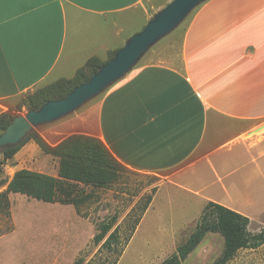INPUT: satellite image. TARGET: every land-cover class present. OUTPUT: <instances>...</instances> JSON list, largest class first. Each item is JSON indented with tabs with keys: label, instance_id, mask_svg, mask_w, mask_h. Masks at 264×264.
I'll use <instances>...</instances> for the list:
<instances>
[{
	"label": "crops",
	"instance_id": "obj_1",
	"mask_svg": "<svg viewBox=\"0 0 264 264\" xmlns=\"http://www.w3.org/2000/svg\"><path fill=\"white\" fill-rule=\"evenodd\" d=\"M170 1L0 0V114L87 60L106 61ZM153 49L89 106L34 131L53 148L97 138L127 170L180 186L200 174L202 192H220L209 202L263 229L264 0H207Z\"/></svg>",
	"mask_w": 264,
	"mask_h": 264
},
{
	"label": "rangeland",
	"instance_id": "obj_2",
	"mask_svg": "<svg viewBox=\"0 0 264 264\" xmlns=\"http://www.w3.org/2000/svg\"><path fill=\"white\" fill-rule=\"evenodd\" d=\"M197 8L175 30H180ZM27 95L8 102L4 112L25 116L29 111ZM29 144L35 147L23 146L8 161L0 155V264H74L78 260L82 264H162L194 231L207 203L219 200L217 185L211 186L208 194L202 192L200 174L185 176L186 185L191 186L185 187L168 180L169 173L156 176L129 170L109 187L65 185L63 195L77 204L44 203L8 192L1 196L21 169L53 174L51 169L57 165L52 155L42 152L34 142ZM202 177L210 181L211 174ZM112 217H116L112 229L96 244L99 226ZM115 228L118 240L108 250L102 245ZM248 230L255 234L260 228L250 223ZM223 249L222 237L209 233L182 264H213ZM225 264H264V244L239 250Z\"/></svg>",
	"mask_w": 264,
	"mask_h": 264
},
{
	"label": "trees",
	"instance_id": "obj_3",
	"mask_svg": "<svg viewBox=\"0 0 264 264\" xmlns=\"http://www.w3.org/2000/svg\"><path fill=\"white\" fill-rule=\"evenodd\" d=\"M116 52L110 53L106 61L93 57L87 60L72 77L58 79L27 95L29 111L38 110L42 104L48 101L65 98L75 87L87 82ZM16 117L9 112L0 114V135ZM29 141H34L42 152L51 154L58 159L57 177L21 169L15 172L8 184L7 191L1 195L3 197L8 192L25 195L44 203L77 204L72 198L63 195L65 185H68V188L72 187L71 184H83L95 188L109 187L127 171L125 166L97 138L72 135L53 148L36 131L29 133L19 145L2 150L0 155L3 161L12 159ZM60 193L63 195L62 197H59ZM5 203V205H8L7 200ZM115 221L116 217H112L99 226V232L94 238L96 244L107 236ZM249 223L250 221L246 216L218 203L208 202L194 231L184 243L179 245L175 253L165 259L162 264H182L209 233L219 234L224 242L222 256L213 264H225L239 250L253 249L264 244V228L258 233L251 234L248 230ZM117 231V228H115L108 235L102 245L104 248L110 250L113 244L117 243ZM74 264H82V262L78 260Z\"/></svg>",
	"mask_w": 264,
	"mask_h": 264
},
{
	"label": "water",
	"instance_id": "obj_4",
	"mask_svg": "<svg viewBox=\"0 0 264 264\" xmlns=\"http://www.w3.org/2000/svg\"><path fill=\"white\" fill-rule=\"evenodd\" d=\"M205 1L207 0H171L154 13L138 33L130 36L87 82L75 87L61 100L48 101L38 110L28 111L25 116L14 118L0 135V152L19 145L35 128L76 112L84 104L102 94L125 77L154 44L175 30Z\"/></svg>",
	"mask_w": 264,
	"mask_h": 264
}]
</instances>
